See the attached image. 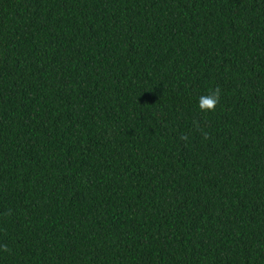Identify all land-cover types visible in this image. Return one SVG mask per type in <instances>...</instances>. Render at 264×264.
<instances>
[{"label":"trees","instance_id":"obj_1","mask_svg":"<svg viewBox=\"0 0 264 264\" xmlns=\"http://www.w3.org/2000/svg\"><path fill=\"white\" fill-rule=\"evenodd\" d=\"M0 264H264V0H0Z\"/></svg>","mask_w":264,"mask_h":264},{"label":"clouds","instance_id":"obj_2","mask_svg":"<svg viewBox=\"0 0 264 264\" xmlns=\"http://www.w3.org/2000/svg\"><path fill=\"white\" fill-rule=\"evenodd\" d=\"M221 90L219 87L214 88L209 94L202 95L199 98V108L201 111H215L217 104L220 102ZM206 135V134H205ZM181 139L187 140L188 137L182 136ZM4 251H10L7 245L3 246Z\"/></svg>","mask_w":264,"mask_h":264}]
</instances>
